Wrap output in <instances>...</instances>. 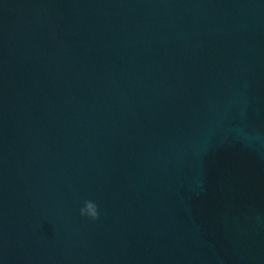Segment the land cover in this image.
<instances>
[{
  "label": "water",
  "instance_id": "water-1",
  "mask_svg": "<svg viewBox=\"0 0 264 264\" xmlns=\"http://www.w3.org/2000/svg\"><path fill=\"white\" fill-rule=\"evenodd\" d=\"M234 98L264 132V0H0V264H264Z\"/></svg>",
  "mask_w": 264,
  "mask_h": 264
},
{
  "label": "clouds",
  "instance_id": "clouds-1",
  "mask_svg": "<svg viewBox=\"0 0 264 264\" xmlns=\"http://www.w3.org/2000/svg\"><path fill=\"white\" fill-rule=\"evenodd\" d=\"M239 106L238 111L241 116V122L239 125L235 126L232 130L233 135L237 140L245 144L251 150L254 151H264V132L256 131L251 126L246 124L243 120L244 117V106L239 98H234L228 101L227 108H232L233 106ZM210 110L217 116L222 115L221 110L217 109L215 105L210 106ZM81 215H87L92 219H97L99 213L97 211V205L91 201L86 200L84 202V207L80 209Z\"/></svg>",
  "mask_w": 264,
  "mask_h": 264
}]
</instances>
